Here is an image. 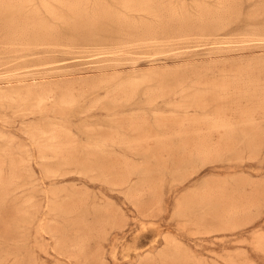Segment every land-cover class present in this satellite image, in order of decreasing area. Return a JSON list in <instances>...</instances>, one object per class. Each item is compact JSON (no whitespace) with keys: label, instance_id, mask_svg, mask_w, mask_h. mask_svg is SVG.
<instances>
[{"label":"rangeland","instance_id":"rangeland-1","mask_svg":"<svg viewBox=\"0 0 264 264\" xmlns=\"http://www.w3.org/2000/svg\"><path fill=\"white\" fill-rule=\"evenodd\" d=\"M11 1L0 0V264H264V60H260L264 58V0H159L161 7L166 3L175 7V14L181 13V17L195 19L208 11L211 15L205 16L227 17L216 35L206 36L193 29L182 35L174 32L160 41L146 39L143 34L155 15L128 11L122 0H86L80 15L90 13L81 19L72 8L56 0H42L43 4L41 0H27L17 6ZM44 3L52 7L47 9ZM37 6L39 13L43 11L41 16ZM57 8L58 12L54 11ZM99 9L112 14L106 11L108 18L94 20L90 14ZM65 12L72 18L65 17ZM24 22L32 25L25 27ZM42 30H52L51 37ZM21 32L27 33V41L21 39L26 36ZM19 39L25 40L23 44ZM38 41L45 43L38 45ZM187 67L196 73L201 71L202 78L210 82L227 79L235 68L260 79L226 93L201 84L204 87L197 90L207 93L201 105H196L201 109L193 110L185 109L179 93H169L148 104L143 90L152 87V80H140L129 106L122 100H110L102 84H96L102 80L117 84L124 79H140L141 74L154 70ZM223 70L227 73L222 74ZM221 94L227 95L222 98ZM66 95H72L69 99L74 103L60 100ZM229 95L234 97L230 99L232 104ZM227 103L229 108L224 107ZM120 114L141 120L140 147L127 149L108 140L117 129L132 134L129 126L122 128V122L116 120ZM188 116L202 120L209 116L203 121L207 124L211 117V123L243 124L247 135L236 133L225 138L214 133L212 144L219 148L218 155L215 151L212 157L208 156L213 152L197 154L192 139L165 137Z\"/></svg>","mask_w":264,"mask_h":264},{"label":"bare ground","instance_id":"bare-ground-1","mask_svg":"<svg viewBox=\"0 0 264 264\" xmlns=\"http://www.w3.org/2000/svg\"><path fill=\"white\" fill-rule=\"evenodd\" d=\"M26 1L27 0H18V1H16V0H12L11 2H14L15 3V5H16V3H19L18 5H20V3L22 4V3H25L26 4ZM52 1V0H51ZM56 1H58V3H60V4H63V5H65L66 7L67 6H69L70 8H72L71 9V11L72 10H74L75 12H77V14H81V11L84 9V5H85V3H86V0H56ZM162 1V0H161ZM161 1H159V0H122L121 1V3H122V5H123V7H125L126 8V10L128 9V11H131V10H135L136 11V13H137V11L138 12H147V14L150 12L151 14L153 13L154 15H155V19H154V22L152 23H147V24H151L150 25V27H147V29H145L144 31H143V34L145 35V38L146 39H149V40H153V41H160V40H163V39H165V38H169V36H171L172 35V33H179L180 35H182V34H186V33H188L189 31H191V30H193V29H196V30H198V31H200L201 32V34H203V35H206V36H209V35H216L217 34V32L221 29V28H223L224 27V25L227 23V21H225L226 20V15H224L225 17V19H223V18H221L222 17V15L220 16L219 14H220V12L218 13V15L220 16V18L219 17H212V16H205V14H210L211 15V13H201V14H204V16L202 15V16H200V17H197V18H185V17H181V13L179 14L178 12V16L175 14V12H176V9H174V8H172V7H170L169 5H166L165 3V5H163L162 3H163V1H162V5H163V7H161L160 6V2ZM236 1V0H235ZM2 2V1H1ZM41 2H42V0H41ZM44 2H47V0L45 1L44 0ZM52 2H54V0L52 1ZM100 1H98V3H99ZM165 2V1H164ZM228 3H229V0L227 1ZM232 2V1H231ZM234 2V1H233ZM49 3V2H48ZM56 3V2H55ZM228 3H226V4H228ZM25 4H23V5H25ZM28 4H29V1H28ZM27 4V5H28ZM42 4H43V2H42ZM90 4V3H89ZM102 4V3H101ZM230 4H232V3H230ZM234 4V3H233ZM12 5H14V4H12ZM22 5V6H23ZM44 5H47V9H50V8H48V6H50V7H52V5H48L47 3H44ZM62 5V6H63ZM104 5H106V4H104ZM121 5V6H122ZM17 6V5H16ZM21 6V7H22ZM26 6V5H25ZM59 6H61V5H59ZM58 6V7H59ZM99 6V5H98ZM100 6H102V5H100ZM107 6V5H106ZM110 6V5H109ZM169 6V7H168ZM228 6H230V5H228ZM232 6V5H231ZM230 6V7H231ZM235 6V5H234ZM7 7H9V5L7 6ZM12 7V6H11ZM19 7V6H18ZM24 7V6H23ZM27 7V6H26ZM45 7V6H44ZM108 7V6H107ZM106 7V8H107ZM230 7H228L229 9H230ZM237 7V6H236ZM14 8V7H13ZM16 8V7H15ZM14 8V9H15ZM20 8V7H19ZM37 9H38V6L36 7ZM54 8V7H53ZM55 8H56V6H55ZM62 8H65L64 6L62 7ZM68 8V7H67ZM86 8V7H85ZM87 8H88V6H87ZM103 8V7H102ZM102 8H100V9H102ZM226 8H227V5H226ZM46 9V10H47ZM100 9H99V11H92V14H90V15H92L91 17H93L94 18V20H95V18L98 20V19H101V18H104L106 15H107V12L109 11V10H106V9H103V10H101L100 11ZM110 10H111V8H109ZM228 9V10H229ZM10 10H11V8H10ZM13 10V9H12ZM23 11H24V9H22ZM22 10H20V12L22 13ZM41 10V9H40ZM54 10V9H53ZM58 10V8L57 9H55L54 11H57ZM85 10V9H84ZM84 10H83V12H84ZM98 10V9H97ZM204 10V9H203ZM223 10H225V9H223ZM235 10V9H234ZM260 10H262L261 8H260ZM259 10V12L261 13V11ZM34 11H35V8H34ZM34 11H31V12H33L34 13ZM42 11V10H41ZM50 11V10H49ZM52 11V10H51ZM66 11V10H65ZM69 11V10H68ZM89 11V10H88ZM87 11V12H88ZM107 11V12H106ZM113 11V10H112ZM111 11V12H112ZM201 11V10H200ZM220 11H221V9H220ZM227 11V10H226ZM15 12H16V10H15ZM19 12V14H21ZM27 12V11H26ZM25 11H24V14H27V15H29L28 13H26ZM29 12V11H28ZM31 12H29V13H31ZM38 13H39V9H38V11H37ZM36 12V13H37ZM43 12V11H42ZM41 12V13H42ZM47 12H48V10H47ZM58 12V11H57ZM61 12H62V10H61ZM86 12V11H85ZM117 12V11H116ZM126 12V11H125ZM141 12V13H142ZM143 12V13H144ZM180 12V11H179ZM203 12H205V10L203 11ZM212 12V11H211ZM214 13H215V11H213ZM221 12H225V11H221ZM230 12V11H229ZM231 12H232V10H231ZM4 13V12H3ZM8 13V12H7ZM11 13V12H10ZM9 13V14H10ZM13 13V12H12ZM11 13V14H12ZM18 13V12H17ZM32 13V14H33ZM41 13H39V15L41 14ZM56 13V12H55ZM66 13V15H67V12H65ZM71 13V12H70ZM88 13H90V12H88ZM88 13H86L87 15H88ZM113 13H115L114 11H113ZM141 13H139V14H141ZM183 13H185V12H183ZM213 13V14H214ZM216 13H217V10H216ZM215 13V14H216ZM256 13V12H255ZM254 13V14H255ZM10 14V15H11ZM31 14V15H32ZM35 14V13H34ZM49 14V13H48ZM51 14V13H50ZM61 14V13H60ZM72 14H74V13H72ZM85 14V13H84ZM83 14V15H84ZM85 14V15H86ZM108 14H112V13H110V11L108 12ZM120 14V13H119ZM150 14V15H151ZM187 14V13H186ZM212 14V15H213ZM257 14V13H256ZM263 14V13H262ZM261 14V15H262ZM16 15V14H15ZM43 15H45V14H43ZM47 15V14H46ZM52 15H53V20H54V13L52 12ZM65 14L63 13V16H64ZM65 15V17H67L68 18V16L69 15H71V14H69V15H67L66 16ZM82 15V16H83ZM118 15V14H117ZM129 15V14H128ZM143 15V14H142ZM184 15V14H183ZM194 15V14H193ZM229 15H233V13L232 14H229ZM5 16H6V14H5ZM34 16V15H33ZM41 16V15H40ZM39 16V17H40ZM55 16H57V15H55ZM60 16V15H59ZM75 16V15H74ZM81 15L79 16V18L78 19H81L80 17H82ZM120 16V15H119ZM198 16V15H197ZM214 16V15H213ZM228 16V15H227ZM256 16H259V14L258 15H256ZM7 17V16H6ZM5 17V18H6ZM11 17H13V15L11 16ZM31 17V16H30ZM44 16H42V18H43ZM62 17V16H61ZM60 17V18H61ZM70 18H72L71 16H69ZM89 17V16H88ZM126 17V16H125ZM190 17V16H189ZM10 18V17H9ZM42 18H40V23L42 22L41 21V19ZM45 18V17H44ZM47 18V17H46ZM56 18V17H55ZM59 17H57L56 19L57 20H59L58 19ZM66 18V19H67ZM107 18H108V15H107ZM120 18V17H119ZM152 18V17H151ZM228 18H230V17H228ZM253 18H255L254 16H253ZM258 18V17H257ZM4 19V18H3ZM7 19H8V17H7ZM13 19H16V18H14L13 17ZM12 19V20H13ZM26 19H28V18H26ZM48 20H49V18H47ZM46 19V20H47ZM69 19V18H68ZM84 19H86V17L84 18ZM91 20L92 18H88V20ZM106 19V18H105ZM113 19H114V17H113ZM117 18L115 17V20H116ZM5 20V19H4ZM44 20V19H43ZM72 20V19H71ZM70 20V21H71ZM110 20V19H109ZM121 20H122V22H123V16L121 15ZM125 20H126V18H125ZM14 21H16V20H14ZM27 21V20H26ZM45 21V20H44ZM64 21V20H63ZM67 21V20H66ZM70 21L68 22V23H70ZM78 20L76 19V23L78 24V22H77ZM81 21V20H80ZM82 21H86L87 22V20H82ZM120 21V20H119ZM118 21V23H120ZM128 21V20H127ZM9 22H12V21H10V19H9ZM23 22V21H22ZM29 21H27V24H29L28 23ZM32 22V21H31ZM31 22H30V25H32L31 24ZM37 22V21H36ZM60 22H61V20H60ZM74 22V21H73ZM121 22V23H122ZM13 23V22H12ZM11 23V24H12ZM19 23H21V22H19ZM26 22H24V24L23 25H25V27H26V25L27 24H25ZM33 23V22H32ZM46 23V22H45ZM44 23V24H45ZM52 23V22H51ZM53 23H55V22H53ZM62 23V22H61ZM67 23V22H66ZM65 23V26L67 25ZM81 23V22H80ZM91 23H92V20H91ZM91 23H87V25L88 24H90V25H92ZM94 23H95V21H94ZM93 23V24H94ZM107 23H109V22H107ZM3 24H5V22H3ZM6 24H8V21H7V23ZM57 24V23H56ZM84 24L85 23H83V25H79V27L81 26H84ZM104 24V23H103ZM123 24V23H122ZM122 24H120V25H122ZM128 25H130L129 23H127ZM2 25V24H1ZM13 25V24H12ZM15 25V24H14ZM29 25V26H30ZM33 25H35L34 23H33ZM40 25V24H39ZM38 25V26H39ZM43 25V24H42ZM45 25H47V24H45ZM51 25V24H50ZM54 26H55V24H53ZM52 25V26H53ZM68 25H70V24H68ZM86 25V26H87ZM95 25V24H94ZM112 25V24H111ZM111 25H110V27H111ZM124 25H126L125 23H124ZM127 25V26H128ZM260 25H261V23H260ZM263 25V24H262ZM10 26V25H9ZM17 26V25H16ZM15 26V27H16ZM28 26V25H27ZM28 26V27H29ZM52 26H51V28H52ZM85 26V27H86ZM93 26V25H92ZM103 26V25H102ZM105 26V25H104ZM132 26V25H131ZM147 26V25H146ZM257 26V25H256ZM259 26V25H258ZM1 27H4L5 28V25L3 26H1ZM6 27H7V25H6ZM14 26H13V28H15ZM20 27H22V26H20ZM24 27V26H23ZM35 27H37V26H35ZM40 27V26H39ZM69 27V26H68ZM70 27H72L71 25H70ZM76 26H74V28H75ZM77 27H78V25H77ZM84 27V28H85ZM90 27V26H89ZM94 27V26H93ZM92 27V28H93ZM99 27V26H98ZM97 27V28H98ZM113 27H115V26H113ZM12 28V27H11ZM32 28H34L33 26H32ZM87 28V27H86ZM123 28H127L128 29V27H123ZM137 28V27H136ZM256 28H258V27H256ZM16 29V28H15ZM18 29H19V27H18ZM25 29V28H24ZM26 29H28V28H26ZM30 29V28H29ZM41 29H42V27H41ZM40 29V30H41ZM54 29V28H53ZM52 29V30H53ZM55 29H56V26H55ZM54 29V30H55ZM58 29H60L59 27H58ZM69 29V28H68ZM79 29V28H78ZM82 30H84V33L85 32H87V31H85V29H83V28H81ZM91 29V28H90ZM104 29V28H103ZM115 29V28H114ZM119 29V28H118ZM13 30V29H12ZM31 30V29H30ZM34 30V29H33ZM40 30H39V32H40ZM48 30H50L49 28H48ZM52 30L49 32H46L47 31V29H46V31L45 30H42L43 32H46V35H49V33H51L52 32ZM100 30V29H99ZM98 30V31H99ZM102 30V29H101ZM129 30V29H128ZM138 30V29H137ZM257 31L259 30V29H256ZM6 31V30H5ZM10 30H7L6 32H9ZM18 31V30H17ZM17 31H15V32H17ZM21 31V30H20ZM26 31V30H25ZM25 31H23V32H25ZM41 31V32H42ZM58 31H61V30H58ZM71 31H72V29H71ZM76 31V30H75ZM74 30H73V32H75ZM79 31V30H78ZM77 31V32H78ZM96 31V30H95ZM94 31V32H95ZM108 31V30H107ZM106 31V32H107ZM117 31V30H116ZM135 31V30H134ZM139 31V30H138ZM13 32V31H12ZM19 32V31H18ZM27 33H30V32H32V31H29V30H27L26 31ZM38 32V31H37ZM38 32V33H39ZM65 32V31H64ZM89 32H90V30H89ZM92 32V31H91ZM102 32H104L103 30H102ZM112 32V31H111ZM114 32H115V30H114ZM119 32V31H118ZM121 32V31H120ZM125 32V31H124ZM124 32H122V33H124ZM137 32V31H136ZM260 32H261V29H260ZM10 33H11V31H10ZM10 33H8V34H10ZM14 33V32H13ZM20 33V32H19ZM26 33V34H27ZM36 33V32H35ZM48 33V34H47ZM53 33H54V31H53ZM55 33H56V31H55ZM58 33H60V32H57V36H58ZM68 33V32H67ZM125 33H127V32H125ZM124 33V34H125ZM207 33V34H206ZM21 34L24 36V35H26L25 33L23 34L22 32H21ZM20 34V35H21ZM32 34H33V32H32ZM62 35L64 34L63 32L61 33ZM68 34H70V33H68ZM96 34V33H95ZM100 34H102V33H100ZM110 34V33H109ZM113 34V33H112ZM11 35V34H10ZM9 35V36H10ZM13 35V34H12ZM11 35V36H12ZM19 35V34H18ZM29 35V34H28ZM38 35V34H37ZM40 35V34H39ZM42 33H41V38H42ZM55 35V34H54ZM60 35V34H59ZM75 35V34H74ZM77 35V34H76ZM79 35V34H78ZM83 35V34H82ZM87 35V34H86ZM85 35V36H86ZM89 35V34H88ZM90 35H92V33H90ZM99 35V34H98ZM32 36V35H31ZM50 36V35H49ZM53 36V35H52ZM71 36V35H70ZM104 36V35H103ZM5 37H6V33H5ZM13 37H15V35L13 36ZM19 37V36H18ZM17 37V38H18ZM34 37H36L35 35H34ZM39 37V36H38ZM37 37V38H38ZM43 37H47V36H43ZM51 37V36H50ZM64 37H65V35H64ZM78 37V36H77ZM98 37V36H97ZM105 37V36H104ZM103 37V38H104ZM106 37H108V36H106ZM114 37V36H113ZM12 38V37H11ZM33 37H31V40H33L32 39ZM40 38V39H41ZM71 38V37H70ZM74 38V37H73ZM71 39V40H74V39ZM82 38V40H84V38L83 37H81ZM80 38V39H81ZM90 38V37H89ZM7 39H10V38H8V36H7ZM21 39H25L26 41H27V35L26 36H24V38H21ZM29 39V38H28ZM47 39V38H46ZM46 39H43L44 41L46 40ZM59 39V37L57 38V40ZM63 39V41H67V39H64V38H62ZM61 39V40H62ZM102 39V38H101ZM12 40H16V39H14V38H12ZM20 40V39H19ZM25 40H23V41H25ZM34 40H35V38H34ZM36 40H38V39H36ZM35 40V41H36ZM54 40H56V37L54 38ZM53 40V41H54ZM69 40V39H68ZM70 40V41H71ZM167 40V39H166ZM21 42H22V44H23V41L22 40H20ZM19 41V42H20ZM30 42L29 40H28V42H30V43H37V42ZM47 41V40H46ZM75 41H77V38L75 39ZM43 42V41H42ZM41 42V43H42ZM47 42H49V41H47ZM51 42V41H50ZM74 42V41H73ZM169 42V41H168ZM29 43V44H30ZM38 43H40L39 41H38ZM38 44V45H43V43H45V42H43L42 44ZM59 43H60V45H61V41H59ZM27 43H24V45H26ZM52 44H53V42H52ZM51 44V45H52ZM55 44H57V42L55 43ZM54 44V45H55ZM28 45V44H27ZM26 45V46H27ZM33 45V44H32ZM37 45V46H38ZM47 45V44H46ZM50 45V44H49ZM57 45H59V44H57ZM28 46H30V45H28ZM36 46V47H37ZM31 47V46H30ZM26 48H28V47H26ZM31 49V48H30ZM100 50H102V49H100ZM86 53V52H85ZM263 57V56H262ZM257 58H260V57H257ZM256 58V59H257ZM249 60V59H248ZM258 60V59H257ZM260 60H264V58H260ZM259 60V61H260ZM231 61V60H230ZM234 62H235V60H233ZM233 61H231V63L233 62ZM250 61V60H249ZM253 61H254V58H253ZM261 61V62H262ZM237 62H238V60H237ZM243 62V61H242ZM241 62V63H242ZM251 62V61H250ZM249 62V63H250ZM257 62V61H256ZM255 62V63H256ZM264 62V61H263ZM254 63V64H255ZM238 64V63H237ZM246 64H247V61H246ZM241 65H243V63L241 64ZM249 65V67H250V64H248ZM259 65V63H257V66ZM261 65V64H260ZM264 65V63L262 64V66ZM230 66H232V65H230ZM245 66H247V65H245ZM245 66H244V68H245ZM257 66H254V67H256L257 68ZM238 67H240V65L238 66ZM243 67V66H242ZM251 67H252V65H251ZM253 67V68H254ZM261 67V66H260ZM264 67V66H263ZM235 68V67H234ZM262 68V67H261ZM261 68L259 69V67L257 68V69H259L260 71H261ZM168 69V68H167ZM232 69V68H231ZM236 69V68H235ZM234 69V71H233V75H228V77H227V79H224V80H221V81H216V82H210V81H205L203 78H202V72L201 71H199V72H197V74H199V79L197 80V82L199 83V84H202V85H204L205 83H207L208 84V86L210 87V86H213V87H218V88H220V91H221V89L226 93V91H228L229 89H231L232 87H238V88H240V87H242L243 86V84L242 83H247L248 81H249V84H251L250 82L252 81V79L255 77V75H253L254 77H252L251 75H249V73L250 72H247V70L245 71V70H243V68L242 69H240V68H238V69H236L235 70ZM247 69V68H246ZM263 69V68H262ZM159 70V69H158ZM169 70V69H168ZM178 70V69H177ZM177 70H174V69H172V70H169V71H167V72H158V71H156V72H154L153 70V73L151 72V73H147V74H144V75H140V76H142L140 79H137V80H130V78H129V80L127 81V79L125 80L124 79V81H126V82H124L123 80V82L122 83H118L117 82V84H115L114 82H112V81H110V80H102L101 82H97L96 84H102V87L104 88V89H106V95H110L111 96V98L112 99H110V100H113V101H117L118 102V100H122V101H124V103H126L128 106H129V104H131L132 102H134V100H133V98H134V96L136 95V93H137V90H138V86H139V83H140V80L141 81H145L146 83L148 82L147 80H149V82L148 83H150L151 81L150 80H152V82H153V85H152V87H150L147 91H145V90H143V92L145 93L146 92V94H145V97L147 96V100L149 101H147L146 99V101H147V103L149 104L151 101H153V102H155V100H157V99H160L161 97H163V96H165V95H167V94H169V93H171L174 89H180V91H182L181 93H184V95L185 96H183V98H185V99H183V101H182V104L184 105V106H186V107H193V106H196V105H201V102H203V99H205L204 97V93H207V92H204V93H202L201 91H193L194 90V88H192L193 87V85L190 83V82H188V80H190V79H188V80H186L185 79V76H186V73L185 72H181V73H176V71ZM251 70V69H250ZM249 70V71H250ZM256 70V69H255ZM147 71H149V70H147ZM162 71V70H161ZM166 71V70H165ZM208 71V70H207ZM207 71L206 72H204V73H206L207 74ZM224 71V70H223ZM226 71V70H225ZM224 71V73H222V74H226L227 72H225ZM247 72V73H245V72ZM260 71H258L257 73H259ZM150 72V71H149ZM178 72V71H177ZM229 72V71H228ZM252 72H256V71H254V69H253V71ZM143 73H145V72H143ZM264 73V72H263ZM133 74H135V73H133ZM132 74V75H133ZM139 74V73H138ZM205 74V75H206ZM232 74V73H231ZM251 74V73H250ZM253 74V73H252ZM260 74V73H259ZM261 75V74H260ZM260 75H258V76H260ZM113 76V75H112ZM112 76H110V78L112 77ZM131 76V75H130ZM136 76V75H135ZM169 76H171V77H169ZM207 76V75H206ZM205 76V77H206ZM105 78H107L106 76H104ZM114 77V76H113ZM127 77V76H126ZM169 77V78H168ZM211 77V76H210ZM101 78V77H100ZM119 78V77H118ZM123 78V77H122ZM121 78V79H122ZM197 78H198V76H197ZM196 78V79H197ZM224 78H226V77H224ZM256 79H260V77L259 78H257L256 77ZM256 79H253V82H255L254 80H256ZM217 80V79H216ZM245 80H246V82H245ZM91 81H92V79H91ZM90 81V82H91ZM94 81V80H93ZM96 81V80H95ZM114 81V80H113ZM193 82V81H192ZM195 82V81H194ZM193 82V83H194ZM88 83V82H87ZM143 83V82H142ZM146 83H143L144 85L146 84ZM196 83V82H195ZM257 83H259L258 81H257ZM257 83H255V84H257ZM261 83V82H260ZM263 83V82H262ZM85 84V83H84ZM93 84V83H92ZM143 84H140V85H142L143 86ZM248 84V83H247ZM254 84V83H253ZM264 84V83H263ZM88 85V84H87ZM86 85V86H87ZM242 85V86H241ZM258 86L260 85V84H257ZM148 86V85H147ZM196 86H197V83H196ZM200 86V85H199ZM244 86H246V85H244ZM253 86V85H252ZM37 87V86H36ZM91 87H92V85H91ZM99 87V86H98ZM140 87V86H139ZM145 87V86H144ZM201 87H204V86H201ZM260 87V86H259ZM13 88V87H12ZM42 88H43V86H42ZM147 88V87H146ZM193 90H192V89ZM215 88V89H216ZM218 88L216 89V90H218ZM249 88H251V87H249ZM253 88V87H252ZM251 88V89H252ZM261 88H263V87H261ZM27 89V88H26ZM44 89V88H43ZM244 89H246V88H243V90ZM256 89V88H255ZM258 89V88H257ZM257 89H256V92H257ZM260 89V88H259ZM264 89V88H263ZM5 90V89H4ZM7 90V89H6ZM19 90V89H18ZM97 90V89H96ZM100 90V89H99ZM211 90V89H210ZM214 90V89H213ZM249 90V89H248ZM11 91V90H10ZM13 91V90H12ZM15 91V90H14ZM21 91H23V90H21ZM185 91V92H184ZM202 91H204V89H202ZM232 91V90H231ZM230 91V92H231ZM237 91V90H236ZM247 91V90H246ZM250 91V90H249ZM252 91V90H251ZM260 91V90H259ZM3 92V91H2ZM28 92H30V91H28ZM219 92V91H218ZM229 92V93H230ZM241 92V91H240ZM244 92V91H243ZM243 92H241V93H243ZM248 92V91H247ZM262 92V91H261ZM6 93H8V92H6ZM11 93V92H10ZM13 93H15V92H13ZM17 93H19L20 94V92H17ZM45 93V92H44ZM178 93V92H177ZM220 93H222V91L220 92ZM232 93V92H231ZM234 93H236L235 91H234ZM254 93H255V91H254ZM3 94H4V97H5V93L3 92ZM23 94V93H22ZM28 95H29V93H27ZM215 94V93H214ZM217 94V93H216ZM219 94V93H218ZM228 94V93H227ZM227 94H225L224 96H222L223 94H221V95H219V96H221L222 98H224ZM247 94V93H246ZM258 94V93H257ZM1 95V97L3 98V96H2V94H0ZM7 95V94H6ZM17 95V94H16ZM28 95H27V97H28ZM37 95H40V94H37ZM62 95V94H61ZM68 95H69V93H68ZM73 95V94H72ZM72 95H70V96H72ZM233 95V94H232ZM235 95H237V94H235ZM243 95V94H242ZM252 95H253V93H252ZM252 95H250L251 97H252ZM255 95H256V93H255ZM260 95V97H263V96H261V94H259ZM262 95H263V92H262ZM11 96H12V94H11ZM21 96V95H20ZM19 96V98H21ZM42 96V95H41ZM69 96V97H70ZM190 96V97H189ZM207 96V95H206ZM215 96V95H214ZM217 97H219L218 95H216ZM229 96H231V95H229ZM254 96V95H253ZM35 97V96H34ZM39 97V96H38ZM37 96H36V98H38ZM62 97H63V95H62ZM65 97V96H64ZM69 97L66 95V97L65 98H62V99H60L61 101L63 100V102L64 101H67L68 102V104H70L71 105V103H70V101L71 102H73L74 100L72 99V100H70L69 99ZM73 97V96H72ZM144 97V96H143ZM166 97V96H165ZM233 96H231L230 98H229V100L232 98ZM12 98V97H11ZM110 98V97H109ZM188 98L190 99V100H188ZM222 98H220V100L222 99ZM235 98H238L237 96L235 97ZM242 98V97H241ZM246 98H248V97H246ZM257 98V97H256ZM12 99H14V98H12ZM32 99V98H31ZM39 99V98H38ZM44 99V98H43ZM43 99L41 100V101H39V102H43ZM76 99V98H75ZM228 99V98H227ZM233 99H234V97H233ZM242 99H244V98H242ZM242 99H241V101H242ZM249 99H252V98H249ZM258 99H260L259 97H258ZM258 99L257 100H255V102H257L258 101ZM8 100V99H7ZM29 100V99H28ZM36 100V99H35ZM133 100V101H132ZM238 100V99H237ZM239 100H240V98H239ZM245 100V99H244ZM248 100V99H247ZM253 100H254V98H253ZM253 100H251V101H253ZM264 100V99H263ZM21 101V100H20ZM24 101V100H23ZM141 101H143V100H141ZM146 101H143V102H146ZM162 101H163V99H162ZM166 101V100H165ZM233 101V100H232ZM10 102V101H9ZM38 102V103H39ZM62 102V103H63ZM138 102H140V100L138 101ZM137 102V103H138ZM222 102V101H221ZM226 102H228V101H226ZM230 102H231V100H230ZM247 102V101H246ZM245 102V104H246V106H248L247 105V103ZM254 102V103H255ZM259 102H261V100H259ZM263 102V101H262ZM14 103V102H13ZM40 103V104H41ZM61 103V104H62ZM74 103V102H73ZM72 103V104H73ZM115 104H118V103H116V102H114ZM146 103V104H147ZM152 103V102H151ZM223 103V102H222ZM236 103V102H235ZM238 103V102H237ZM249 103V102H248ZM147 104V105H148ZM167 104V103H166ZM231 104H232V102H231ZM242 104V103H241ZM244 104V103H243ZM242 104V105H243ZM251 104V103H250ZM261 104V103H260ZM66 105H67V103H66ZM74 105V104H73ZM224 105V104H223ZM252 105H254V104H252ZM2 106V105H1ZM39 106V105H38ZM228 106V108L230 107V104L228 105V103L226 104V106L224 105V107H227ZM232 106V105H231ZM244 106V105H243ZM243 106H241V107H243ZM255 106V105H254ZM261 106V105H260ZM35 107H36V105H35ZM40 107V106H39ZM38 107V108H39ZM171 107V106H170ZM233 107V106H232ZM234 107H235V105H234ZM237 107V106H236ZM238 107H240V103H239V106ZM249 108H251L250 106H248ZM257 107H259V106H257ZM257 107L255 108V109H257ZM176 108V107H175ZM245 108V107H244ZM248 108V109H249ZM262 108H263V106H262ZM177 109V108H176ZM236 108H234L233 110H235ZM239 109V108H238ZM246 109V108H245ZM251 110V109H250ZM249 110V111H250ZM258 110V109H257ZM227 111H229V109L227 110ZM226 111V112H227ZM242 111H243V108H242ZM241 111V113H243ZM246 111H248V110H246ZM252 111V110H251ZM250 111V112H251ZM260 111V110H259ZM259 111H257L258 112V114H260V112ZM132 112V111H131ZM134 112H136V111H134ZM138 112V111H137ZM225 112V111H224ZM250 112H248V113H250ZM255 112H256V110H255ZM264 112V111H263ZM159 114H161L160 112H158ZM158 113H156V114H158ZM247 113V114H248ZM253 113V112H252ZM251 113V114H252ZM126 114V113H125ZM132 114V113H131ZM134 114V113H133ZM156 114H154V115H156ZM164 114V113H163ZM170 114H172V113H170ZM225 115H226V113H224ZM129 115V114H128ZM136 115V114H135ZM139 115H143V113H141V114H139ZM139 115H137V116H139ZM144 115H145V113H144ZM220 115V114H219ZM242 115H243V117H244V115H245V113L244 114H241V117H242ZM250 115V114H249ZM120 116H122V114H120ZM119 116V117H120ZM126 116V115H125ZM125 116H122L121 118H117L116 120L119 122L120 121V123H121V125H122V128L123 127H125V126H129V128H130V130H131V132H132V134L131 135H127L126 133H124L123 132V130H118L117 129V131H113V133H111L109 136H108V140L109 141H112V142H115V143H117V144H119L120 146H122V147H124V148H127V149H136V148H138V146L140 145V143H141V139H143V137H141V136H139L138 135V133H139V129H141L142 128V126L140 125V121L138 120V117H136V118H134V117H132V119H131V117L130 118H127L126 119V117ZM227 116V115H226ZM225 116V117H226ZM240 116V115H239ZM247 116V115H246ZM250 116H252V115H250ZM253 116H255V113L253 114ZM115 117V116H114ZM198 117H199V114H198ZM200 117H201V115H200ZM206 117V116H205ZM208 118L207 119H204L203 118V120L202 119H200V118H195V117H192L191 116V118L188 116V117H184L183 119H181L180 120V123H179V125H178V127L177 128H175V129H173V130H170V131H168L167 132V134H166V136L165 137H167V138H171V137H173V136H176V137H179L180 139H184V138H187V140H189V139H192V141H193V144L195 145V147H196V151H195V153H197V154H201L202 155V153H208L209 154V152H213V151H215V153H216V155H218L217 153H218V149H215V144H212V138H211V135H214V133H217V134H220L221 133V135H225L224 137L225 138H227L228 136H229V138H230V136L232 135H234V134H236V133H238V134H246L247 135V132L245 131V126H243V122L241 123L242 125H237V123H236V125H233L231 122V124L232 125H230V123H229V125H227L228 124V121L226 122V124H220V123H211L212 121V117H211V119H210V121H207V122H210V123H206V122H203V121H206V120H208L210 117L209 116H207ZM219 117V116H218ZM228 117V116H227ZM230 117H232L231 115H230ZM257 117H258V115H257ZM261 117V116H260ZM214 118H215V116H214ZM221 119H223V120H225V118H223L222 117V115H221V117H220ZM254 118V117H253ZM259 118V117H258ZM145 120L147 119L146 117L144 118ZM228 119V118H227ZM242 119V118H241ZM248 119V118H247ZM246 119V120H247ZM252 119V118H251ZM254 119H256V117L254 118ZM261 119V118H260ZM263 119H264V117H263ZM263 119H261V120H263ZM218 120L221 122V120L218 118ZM222 120V122H224ZM236 121L237 122V120H239V119H233V121ZM244 120V119H243ZM249 120V119H248ZM253 120V119H252ZM116 121V122H117ZM215 121H216V119H215ZM230 121V120H229ZM234 121V122H235ZM258 121H260V120H258ZM113 122H114V120H113ZM239 122V121H238ZM252 122V121H251ZM254 122H256L255 120H254ZM248 123H249V121L248 122H246L245 123V125H247V127H248ZM260 122H258V124H259ZM240 124V123H239ZM254 124V123H253ZM253 124H251V127H253ZM249 125H250V123H249ZM255 125V124H254ZM56 126V125H55ZM62 128H65V127H62ZM112 129V128H111ZM253 130H256V129H254V128H252ZM40 130H42V132H44L43 131V129H40ZM40 130H38V131H40ZM64 130V129H63ZM67 130V129H66ZM114 130V129H113ZM116 130V129H115ZM68 131V130H67ZM66 131V132H67ZM70 131V130H69ZM56 132V131H55ZM55 132H53V130H52V132L51 133H55ZM111 132H112V130H111ZM45 133V132H44ZM69 133V132H68ZM71 134H72V132H70ZM44 135V134H43ZM47 135H48V133H47ZM49 135H52V134H50L49 133ZM57 135H59V134H57ZM69 135V134H68ZM220 135V136H221ZM45 136H46V133H45ZM60 136V135H59ZM227 136V137H226ZM54 137V136H53ZM62 137H64V131H63V136ZM67 137V136H66ZM223 137V136H222ZM224 137H223V140L225 141V139H224ZM243 137V136H242ZM61 138V137H60ZM59 138V139H60ZM103 138V137H102ZM220 138V141H221V137H219ZM235 138V137H234ZM233 138V139H234ZM53 139V138H52ZM55 139H56V137H55ZM54 139V140H55ZM58 139V138H57ZM56 139V140H57ZM63 140V139H62ZM170 140V139H169ZM185 140V139H184ZM222 140V141H223ZM49 141H50V139H49ZM104 141H106V139H104ZM63 142H64V140H63ZM62 141H61V143H63ZM107 142V141H106ZM172 142V141H171ZM211 142V143H210ZM220 142H218V144H219ZM217 144V143H216ZM64 146H66L65 144H63ZM72 145V144H71ZM50 146H52V145H50ZM70 146V145H69ZM95 146V145H94ZM97 146V145H96ZM102 146V145H101ZM53 147V146H52ZM67 147H68V142H67ZM140 147V146H139ZM219 147V146H218ZM56 148V147H55ZM59 148H61V149H59V151H61L62 150V147L61 146H59ZM91 148H92V145H91ZM97 150V149H96ZM93 151H94V149H93ZM217 151V152H216ZM56 152H57V149H56ZM64 152V151H63ZM101 153H103V152H101ZM105 153V152H104ZM103 153V154H104ZM214 152H213V155H209L208 157H212V156H214V154H215ZM67 154H69V153H67ZM116 154V153H115ZM196 154V156H197V158H198V155ZM58 156V155H57ZM96 156V155H95ZM203 156H206V154L205 155H203ZM45 157V156H44ZM94 157V156H93ZM207 157V158H208ZM47 158V157H46ZM205 158V157H204ZM207 158H206V160H207ZM52 159V158H51ZM50 159V160H51ZM68 159V158H67ZM201 161V160H200ZM205 161V160H204ZM208 161V160H207ZM206 162V161H205ZM10 172V171H9Z\"/></svg>","mask_w":264,"mask_h":264},{"label":"crops","instance_id":"crops-1","mask_svg":"<svg viewBox=\"0 0 264 264\" xmlns=\"http://www.w3.org/2000/svg\"><path fill=\"white\" fill-rule=\"evenodd\" d=\"M177 71H178V72H177ZM177 71H176V73H178V74L181 73L182 71L186 73L185 79H186V80L190 79V80H188V82H190V83L193 85L192 88H194V90L191 88L193 91H196L198 88L201 87V86H199V85H201V84H199V83L197 82V80L199 79V74H197L195 71H193L190 67H187V68H184V69H178ZM198 72H199V71H198ZM197 76H198V78H197ZM169 77H171V76H169ZM169 77H168V78H169ZM196 78H197V79H196ZM192 81H193V82L195 81V82L197 83V86H196V83H195V82L193 83ZM177 92H178L179 94L185 96L184 93H181L182 91H180L179 88H178V89H174L171 93H173V94H174V93L178 94ZM184 92H185V91H184ZM182 101H183V98H182L181 102H182ZM185 109H188V110L192 109V110H193V109H201V107H197V106L186 107V106H185Z\"/></svg>","mask_w":264,"mask_h":264}]
</instances>
